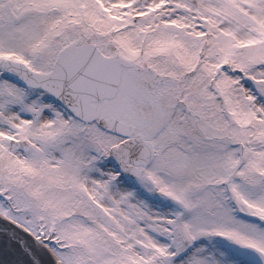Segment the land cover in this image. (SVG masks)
<instances>
[{
	"label": "snow or ice",
	"instance_id": "6c2138e0",
	"mask_svg": "<svg viewBox=\"0 0 264 264\" xmlns=\"http://www.w3.org/2000/svg\"><path fill=\"white\" fill-rule=\"evenodd\" d=\"M0 264H264V0H0Z\"/></svg>",
	"mask_w": 264,
	"mask_h": 264
}]
</instances>
